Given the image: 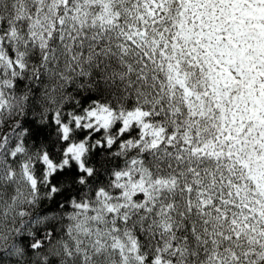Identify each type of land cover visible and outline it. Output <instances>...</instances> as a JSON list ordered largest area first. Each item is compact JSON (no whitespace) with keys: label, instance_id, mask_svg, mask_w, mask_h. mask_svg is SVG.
Returning <instances> with one entry per match:
<instances>
[{"label":"snow or ice","instance_id":"6c2138e0","mask_svg":"<svg viewBox=\"0 0 264 264\" xmlns=\"http://www.w3.org/2000/svg\"><path fill=\"white\" fill-rule=\"evenodd\" d=\"M0 264H264V0H0Z\"/></svg>","mask_w":264,"mask_h":264}]
</instances>
